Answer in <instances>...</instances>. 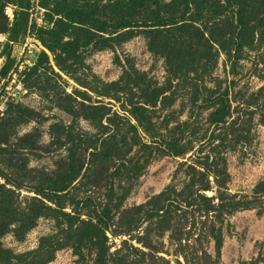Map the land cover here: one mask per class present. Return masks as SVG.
I'll list each match as a JSON object with an SVG mask.
<instances>
[{"label": "rangeland", "instance_id": "obj_1", "mask_svg": "<svg viewBox=\"0 0 264 264\" xmlns=\"http://www.w3.org/2000/svg\"><path fill=\"white\" fill-rule=\"evenodd\" d=\"M39 1L26 0L21 15L19 11L15 14V6L0 0V69L10 64L6 77H0V148L7 153L0 163L7 172L8 165L19 168L23 188L16 196L21 207L34 197L56 209L46 190L49 180L64 179L66 188L60 194V210L37 219L21 238L9 231L0 237V246L11 254L29 257L42 243L44 251H52L45 264H74L72 243L83 222L105 204L110 186L117 185L112 174L123 159L133 156L131 139L149 140L140 128L130 133V122H136L129 119L122 103L88 90L98 89L96 80L118 79L122 69L114 62L117 55L121 61L133 59L137 70L168 97L158 104L150 133L164 135L165 126L187 120L193 122V133L188 130L185 134L190 147L186 154L153 161L115 210L114 233H107V264H264V47L247 52L238 74L233 75L218 46L226 39L225 28L222 23L209 22L197 24L199 33L186 43L185 49L192 54L188 60L198 65L185 76H173L165 58H155L148 51L142 31H135V37L114 51H89L72 77L64 73L63 77L50 63L60 78L49 67L40 75L58 81L62 98L64 93L73 94L71 105L78 111L84 108L75 90L88 92L90 100L85 106H96L98 101L107 106L108 116L102 123L82 117L74 120L63 108L66 102L60 100L59 105L44 90L45 84L37 87L30 71L42 51L37 30L51 26ZM15 19L26 26V34L10 42L8 30ZM210 50L217 52L215 75L223 86L235 82L230 114L218 126L206 121L201 101L202 96L212 97L215 89L204 66ZM138 95L140 92L135 99ZM19 108L31 113L20 124L11 125ZM27 138L24 144L22 139ZM71 155L75 160L72 171ZM222 162L226 175L215 180L208 167L220 171ZM30 187L45 190L44 196L34 194ZM46 257L42 253L31 264Z\"/></svg>", "mask_w": 264, "mask_h": 264}, {"label": "trees", "instance_id": "obj_2", "mask_svg": "<svg viewBox=\"0 0 264 264\" xmlns=\"http://www.w3.org/2000/svg\"><path fill=\"white\" fill-rule=\"evenodd\" d=\"M25 1L5 0V3L15 6V14L19 11L22 15ZM39 7L44 10L45 19L51 26L38 28L37 39L51 53L56 67L71 77L77 71L78 65H83L89 51H114L135 37V31H142L146 47L155 58H165L166 66L173 76H185L198 65L188 60L189 57L192 60V54L185 49L187 41L190 42L192 36L195 38V33H199L197 24H223L226 39H222L218 46L227 57L233 75L238 74L240 62L247 52H257L264 47V0H40ZM21 34H26V26L23 28L18 19H15L8 30V39L15 42ZM186 48L190 49V46ZM204 58L207 60L204 66L215 89L212 97L202 96L201 101L207 113L206 121L218 126L225 123L230 114V92L235 82L231 80L228 85L223 86V80L215 75L217 52L212 53L210 50ZM114 62L122 69L118 79L111 82L96 80L98 89H87L101 98L122 103L129 119L136 122L135 125L130 122V133L135 134L140 128L149 140L143 142L137 137L131 139L129 148L134 150L133 156L123 159L112 174V181H117V185L110 186L105 204L99 206L88 221L83 222L72 243L76 256L74 264H107V233H114V212L122 206L136 181L156 159L166 156L180 157L190 150L184 140L188 130L193 133V122L187 120L170 128L165 126L164 135L156 131L154 134L150 133L158 104L168 97L154 86L145 73L137 70L133 59L121 61L116 55ZM47 67L52 70L50 58L42 50L36 64L30 69L35 76L34 84L37 87L45 84L47 89L44 90L53 94L58 104L60 100L66 102L67 105L63 108L74 120L82 117L87 121L102 123L107 118V106L101 101L96 106L84 105V102L90 100L87 91L75 90L74 93L76 99L82 101V111L71 105L73 94L64 93L62 98L58 91V81H51L40 75ZM9 71L10 64L5 63L0 77H6ZM52 74L60 78L53 70ZM193 81L195 80H191V85ZM136 92H140L137 99ZM30 113L27 108H19L10 124H20ZM59 129L63 131L65 127L60 126ZM22 141L25 144L29 139ZM86 148L93 149L88 146ZM4 154L7 153L0 148V160ZM74 166L75 160L71 155V171ZM7 168L9 172L2 169L0 163V178L3 180L0 183V237L12 231L21 238L23 233L35 226L37 219L47 216L57 208L60 210V194L66 188L65 181L59 178L50 179L46 189L49 190V200L56 209L34 197L27 206L21 207L16 196V191L23 188L17 174L19 168L10 165ZM207 172L209 176L219 180L222 175H226L225 164H222L220 171L208 167ZM30 190L36 195L44 196L45 190L40 187H30ZM60 212L70 225H74L67 215ZM42 253L47 257L37 264H45L51 258L52 251H44L42 243L29 257L11 254L0 246V264H31L32 260L37 262ZM243 264L255 263L251 261Z\"/></svg>", "mask_w": 264, "mask_h": 264}, {"label": "water", "instance_id": "obj_3", "mask_svg": "<svg viewBox=\"0 0 264 264\" xmlns=\"http://www.w3.org/2000/svg\"><path fill=\"white\" fill-rule=\"evenodd\" d=\"M39 46L41 47V49L42 50H44L47 54H48V56H49V58H50V63L52 64V66H53V68L60 74V75H62L63 77H65V75L56 67V65H55V63H54V61H53V58H52V56H51V53L46 49V48H44L43 46H42V44L41 43H39Z\"/></svg>", "mask_w": 264, "mask_h": 264}, {"label": "flooded vegetation", "instance_id": "obj_4", "mask_svg": "<svg viewBox=\"0 0 264 264\" xmlns=\"http://www.w3.org/2000/svg\"><path fill=\"white\" fill-rule=\"evenodd\" d=\"M4 65H5V64H4ZM4 65H3V66H4ZM3 66H2V67H3ZM2 67H1V69H2ZM1 69H0V71H1Z\"/></svg>", "mask_w": 264, "mask_h": 264}]
</instances>
